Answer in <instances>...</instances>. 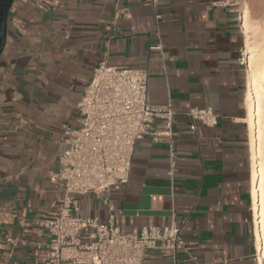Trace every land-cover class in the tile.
I'll return each instance as SVG.
<instances>
[{"label": "crops", "instance_id": "obj_1", "mask_svg": "<svg viewBox=\"0 0 264 264\" xmlns=\"http://www.w3.org/2000/svg\"><path fill=\"white\" fill-rule=\"evenodd\" d=\"M9 1L0 0V18ZM2 38L0 264H48L45 223L63 198L51 176L102 61L147 68L149 103L178 115L171 141L154 140V131H165L158 120L137 144L128 186L108 197L78 196L74 215L100 224L112 216L135 234L169 226L173 211L185 247L174 259L160 245L143 264H260L240 9L211 0H14ZM194 107L211 108L218 124L195 122L192 130L184 113Z\"/></svg>", "mask_w": 264, "mask_h": 264}, {"label": "built area", "instance_id": "obj_2", "mask_svg": "<svg viewBox=\"0 0 264 264\" xmlns=\"http://www.w3.org/2000/svg\"><path fill=\"white\" fill-rule=\"evenodd\" d=\"M211 1L231 7L240 3ZM161 49V44L150 47ZM148 86L147 68L111 66L102 61L94 69L78 103L80 126L65 131L63 142L67 147L58 158L60 169L51 176L63 191V198L57 216L45 223L53 239L45 245L50 255L48 264H143L160 245L171 250L174 259L185 247L183 227L175 222L173 211L169 226L145 227L135 234L123 233L112 216L107 224H100L95 218L74 215L79 208L78 196L108 197L128 186L136 146L158 120L165 124V131H154V140L167 137L171 141L178 113L170 105H151ZM184 115L193 121L192 130H196L195 122L214 127L219 120L211 108H190ZM174 157L171 150V176ZM86 229H91L89 240L82 241Z\"/></svg>", "mask_w": 264, "mask_h": 264}, {"label": "bare ground", "instance_id": "obj_3", "mask_svg": "<svg viewBox=\"0 0 264 264\" xmlns=\"http://www.w3.org/2000/svg\"><path fill=\"white\" fill-rule=\"evenodd\" d=\"M244 34L247 37V69L248 88L246 92L247 118L246 123L250 132L252 152V202L256 246L259 263L264 264V44L253 46L251 33L253 26L250 13H242ZM264 37V24L263 32ZM264 39V38H263Z\"/></svg>", "mask_w": 264, "mask_h": 264}, {"label": "rangeland", "instance_id": "obj_4", "mask_svg": "<svg viewBox=\"0 0 264 264\" xmlns=\"http://www.w3.org/2000/svg\"><path fill=\"white\" fill-rule=\"evenodd\" d=\"M238 9L243 13L248 10L250 13V23L253 26V32L251 33L250 39L253 46H262L264 44L263 24H264V0H240ZM244 30V29H243ZM246 41L247 37L245 35ZM246 47V42H245ZM247 56V49L244 48V59ZM246 66L247 62L245 60Z\"/></svg>", "mask_w": 264, "mask_h": 264}, {"label": "water", "instance_id": "obj_5", "mask_svg": "<svg viewBox=\"0 0 264 264\" xmlns=\"http://www.w3.org/2000/svg\"><path fill=\"white\" fill-rule=\"evenodd\" d=\"M13 2H14V0L9 1L3 16L0 18V26H6V22H7L9 12H10V9H11ZM4 38H5V36H4ZM3 40H4L3 38L0 40V45L3 42Z\"/></svg>", "mask_w": 264, "mask_h": 264}]
</instances>
